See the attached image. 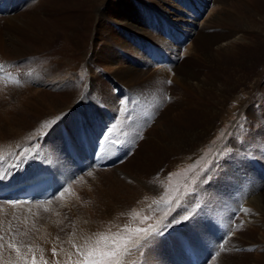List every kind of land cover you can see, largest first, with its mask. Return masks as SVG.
<instances>
[{"label": "rangeland", "instance_id": "obj_1", "mask_svg": "<svg viewBox=\"0 0 264 264\" xmlns=\"http://www.w3.org/2000/svg\"><path fill=\"white\" fill-rule=\"evenodd\" d=\"M107 1L109 2V0ZM112 1L114 0L110 2ZM130 1V7L133 9V12L138 14L140 20L145 21L149 29L154 26L153 29H157V34L163 33L165 37L169 34L171 37H169V35L166 37L168 41H177L174 50L166 49L164 46L155 49L151 46V43L148 42L151 41V39H149V37H143L141 33L139 34V32H136V29L133 30L124 26H118L122 28L120 30L116 25H112L116 30L118 29L117 31L120 37L138 48V53L127 55V48L106 40V32L100 30L99 33L95 35L96 30L92 24L93 5H91V3L84 4L79 2V0H34V5H37L35 6L36 13L33 21V30L31 28L28 30L13 29L10 30L8 34L12 36L16 34L15 39L25 40V46L22 45L19 47V49H22V52L29 50V48L31 51H37L38 54H35L37 58L34 59V61L37 62L36 64H40L44 59V61L46 60L49 63H53L52 67H55V64H62L73 68L79 67L77 63L82 62V57L80 56L79 58V55L89 50V37H92V39L96 38L94 44L97 50L105 44L115 47L118 49L119 53H121V56H115L112 60L107 59L108 62L104 64L100 70H96V68L94 70L92 68L90 71H87L85 68L73 70L74 76L76 74L81 81L87 79L90 74L95 76V73H100L102 75V77H100L101 83L104 82L107 85L111 83L110 79H107V77L113 72L115 66L124 64V62H120L122 58L124 61L130 62L140 58L141 54H146L149 51L155 50L154 53L160 55L162 59L160 61L156 59L149 63L148 71L156 70L162 64L168 66V62H172L169 61V59L174 60L175 63L180 60L190 61V64H186L189 63L188 61L184 63L193 71L191 79L189 78V74L186 72L180 74L178 69H176L177 77H179L178 81H181L177 82L174 87L175 90L171 87L167 79H165L166 82L164 84H162L163 81L161 83L164 91L161 92V90H159L161 98L159 102H163H160L159 110H164L166 113L167 109L170 108V120L156 118L146 123L138 132L129 131L128 133V131H126L131 141H136L135 147L139 148L145 146L146 148H150L148 145H144V143H147L149 140L151 141V139H155L153 136H156L160 131L162 133L167 132V124L168 126H174L175 129H181L182 134H186L187 130L192 127H204L208 130V133L197 143H194V146L190 144L187 145V149H190V151L182 157L180 156L176 164L169 165L167 164L168 161H163V163L157 167L154 166L155 164H153V161H150L152 165L149 167V170L146 169V167H148L147 164L142 168V171L149 176L148 180H156L157 184L163 189L160 194L162 196L160 199L167 202L166 207H171V205L173 207V203H176L175 201L178 195L181 196L184 194L186 197L197 191L196 185L201 182L202 176L211 175L210 169H214L211 164L213 165V162L215 164L217 161L220 163L223 159L226 160L230 157L233 158L234 153L232 150H241L240 152H242L243 149L254 147L258 155L252 153L249 156L258 161V165L255 166L259 168L260 174L264 177V153L262 154L259 149V147L264 149V0H226L224 5L216 0H206L204 2L202 0H166L162 5L154 0H142L145 3H150L151 6L145 5L139 0ZM103 10L107 12V7L101 6L99 11ZM184 12L193 17L192 20H194L193 24H195V28H197V26L203 27L202 29L205 35L207 34L209 37L214 35V37L219 38L218 40H221V43L230 42L229 45H223L227 50L219 49L217 44L211 45L210 47V41H206L204 38L202 42L200 40L194 43L193 38L197 35L196 30L191 31V37L188 36L190 34L189 31H186V33L184 32V35H180V30L183 29L181 27V25H183V20H180L182 17L180 14L185 15ZM223 13H225V20H223ZM227 13H230L232 16L228 18ZM23 15H25L23 16L25 19L27 17L26 13H23ZM216 15L220 19H218ZM183 19L185 20L187 18ZM4 25L6 24H4V19H2L1 27L3 28ZM244 27L249 28L247 31L242 30L247 29ZM238 28H240V30H238ZM235 30L239 34H236L237 36L241 38L244 36V40H234L236 35L232 34ZM32 31L34 34L31 38ZM75 32H78V37L74 35ZM175 32H178V34H175ZM6 36L9 35L6 34ZM26 39H30L28 43ZM138 39L140 42H136ZM76 40L78 42H76ZM77 44L79 45V50H75ZM103 49H101V51ZM64 52L66 54L68 53L67 56L76 63H67L66 60L62 59L61 57H63V55L61 53ZM54 53L58 54L55 55ZM36 59H40L39 62ZM22 61H25V58H23ZM5 63L11 65L12 62L6 60ZM2 65L4 67L7 66H5V64ZM11 67L12 66L7 67L8 72L16 70V68L13 67L12 69ZM39 76L42 77L43 74L40 73ZM74 76L68 75V78L73 79L75 78ZM10 77V73H0V79L9 81L11 79ZM54 80L55 79L49 80L42 84L33 82V84H36V88L45 87V91H57L49 89H58L60 85L63 86L64 82ZM184 80L189 81V84L183 83ZM79 86L76 87L74 91L82 89L84 83L80 82ZM9 88L6 90L0 89V182L3 183V180L7 177H10L11 180V178L18 179V177H23L26 173L28 174V172H25V168L27 170L30 165L28 163L36 162L35 159L39 157L38 154H35L36 149L39 150V148H43L44 152V149L52 148L50 143L51 140L49 141L47 137L50 130L47 127L45 128L46 122L41 123L38 129L31 128V124H29V128L26 127L23 129L16 125L15 120L21 115L20 111L23 106L21 101L22 98L17 96V92H15L13 88ZM147 88L151 90L153 87H146L145 89ZM149 90L147 89L145 91L149 93ZM25 92L26 90L24 93ZM27 93L30 92L27 91L26 94ZM116 93V95H119L118 92ZM35 94L38 96V92ZM52 94L43 93L41 96H43V100L50 101L49 99ZM16 96L17 98H15ZM119 98H122V96L119 95ZM99 104L100 106L102 105V103ZM123 104L124 102L122 101V103H120L121 109L124 108ZM155 104L158 105V102ZM100 111L102 110L100 109ZM56 117L58 119H56ZM65 117L64 113L58 112L54 114L52 123L64 119ZM127 119H129L128 116ZM10 121H12V123ZM25 122L27 121L25 120ZM133 138L135 140H132ZM39 140L44 143L40 145L41 143H39ZM169 141L170 140H168V142ZM139 143L140 145H137ZM162 143L164 148L168 146L165 139H162ZM24 144L32 145L30 146V152H33L30 160L26 158L21 159L18 155L16 156V154H20ZM57 145L58 143H55V146ZM116 145L118 144L116 143ZM64 147L65 146H63L65 156H62L60 153L54 154L53 156L50 155V159H55L57 161H55L57 164L56 171L60 176L62 173L60 169H64L67 166V158L71 155L70 153H68L69 155L67 154V150L65 151L66 148ZM27 148L29 151V147ZM21 156L24 157L23 154ZM240 157L245 156L242 155ZM94 161H98L97 155L94 156ZM216 164L218 165V163ZM106 167V164L99 165L97 168L99 173L95 172L96 174L94 173V176L98 174L103 175L104 171H107ZM242 167L243 165H240L237 169L240 170ZM35 171L36 170H32L31 173ZM83 172L84 174H88L89 171L83 168ZM81 174L82 171L78 175L69 176L65 183L57 188L54 196L52 195L55 198H48L49 201L46 200L47 202L33 200L30 203H26L18 199L9 202L8 199L0 197V264H33V257H35L36 264H45V262L46 264H84L86 257L82 255V251L80 250L82 249V243L78 235L79 231L73 226L74 221L77 220V211L74 206L77 205L80 198L79 196H81L79 192H81L82 186H79L80 183L78 182ZM210 180L211 178L206 184H209ZM218 190V193L221 194V189L218 188ZM208 191L209 188L206 192ZM206 195L208 196L207 193ZM88 197L89 195L85 196L84 205L87 204L89 200ZM178 201L179 206L185 204L182 196L178 198ZM120 204L121 203H118L119 207L123 209L124 207L127 208V206H130V204L132 205V203H126L123 207V205ZM241 205L242 204H240L239 207ZM130 209L131 208H129V210ZM230 209L233 210V213ZM132 210L133 211L129 214L130 216L128 215L127 217L132 219L134 214L138 216V220L134 223L135 225L131 226L130 230H132V234H145L146 231L137 230H146L147 226L150 224L149 222L151 221L152 223V221L156 219L157 214L154 212L152 213L151 210L143 209L139 211L140 214L137 215L135 206ZM226 211V217L228 216L231 221H236L233 224V230H238L241 235V241L243 243L238 242L241 245L237 247V251H235L236 253L240 252L241 255L226 253V258L229 260L219 261V254H225L226 242L221 241L222 245L218 243L221 252L216 255H214L216 253L214 252L207 260H203L199 264H243V262H247L249 258L246 259L242 254L248 253L253 255L257 254L259 256L256 262L249 260L250 262L264 264V242L261 241L264 239L262 237L264 236V219H262L264 217L260 216L262 220L261 223L258 221V223L252 222L250 224L246 222L245 218V215L248 217L250 216L249 212H245L244 215V212H241L240 208H236L235 210L231 207L229 209L226 208ZM188 212L189 211H186V213ZM159 213L160 217H158V219H161L163 223L169 220V217L164 216L169 214V212L163 211ZM189 214H186V217L180 216L181 219H177V222L173 225L162 224L163 226L160 230H156L158 233V240L159 238L166 239L164 236H167L169 230H172L174 234L171 236L173 242H137V245H132L134 241L130 240V242H122L125 245L124 250L132 245V251L137 252V254L134 255L135 258H132V260H136L134 262L137 264H155L154 262H156V264H183L182 258L176 250H182L179 245H181L184 239L190 238L189 231L185 229ZM208 222L205 221L204 224L209 227L212 226V228L213 225L216 224V222L211 220ZM249 225H252L251 227L254 228L251 229ZM152 227H155V225H152ZM255 228L259 229L257 230ZM132 238L133 237L129 239ZM252 238L257 239V243H253ZM98 242H101V244L96 246L97 254L100 252L114 251L106 250L109 243L111 244L112 242L107 243L102 238ZM218 244H216V246ZM13 245H15V247H13ZM17 249H19V251H17ZM53 249H55V253ZM94 250L95 249H91V251ZM231 251L234 252V249ZM185 256L189 257L187 252H185ZM118 257L119 254L117 253V256L113 258V260L116 261ZM152 259L157 261H152ZM122 264H124V262ZM192 264H197V260Z\"/></svg>", "mask_w": 264, "mask_h": 264}, {"label": "bare ground", "instance_id": "obj_2", "mask_svg": "<svg viewBox=\"0 0 264 264\" xmlns=\"http://www.w3.org/2000/svg\"><path fill=\"white\" fill-rule=\"evenodd\" d=\"M110 1L111 0H109V2L107 0H79V2L84 4L91 3V5H93L92 24L96 30L95 35H97L100 30L106 32V40L116 43L118 46L127 48V55L138 53V48L120 37L117 30H121L122 28H119L121 26L131 28L133 30L136 29V32H139V34L141 33L143 37H149L151 41L148 42L151 43V46L155 49L160 46H164L166 49L170 50H174L176 48L177 41L171 42L167 40L166 37L169 34H167L166 37L163 36V33L157 34V29H153L154 26L149 29L145 21L140 20L138 14L133 12V9H131L130 0ZM139 1L143 2L142 0ZM154 1L160 5L166 2V0ZM202 1L204 2L206 0ZM216 1L223 3V5L224 2H226V0ZM143 4L151 6L150 3L143 2ZM36 5H34V0H0V73L7 72L11 74V79L9 81L0 79V89L6 90L11 87L15 92H17V96L22 98L21 101L23 106L20 111L21 115L18 116V118L16 116L17 119L15 120L16 125L21 129L26 127L29 128V124H31V128L38 129L41 123L46 122L45 128L47 127L50 130L47 137L49 141L51 140L50 143L52 148H46L44 149V152L43 148H39V150L36 149V153H34L38 154L39 157L35 159L36 162H27L30 164L27 170L25 168V172H28V174L26 173V175L18 177V179L13 178L14 180L12 178L10 180V177H7L3 180L4 183L0 182V188L21 183L25 179L34 178L40 173H50L53 176L54 196L57 188L62 186L69 176L78 175L82 171L78 180L80 183L79 186H82L81 192H79V194L81 193V196H79L80 198L77 205H75L76 207L74 206L77 211V215L75 214L76 211L74 212L77 220L73 223V226L77 231H79L78 235L82 243V249L80 250L85 254L91 251V249H95L94 251L96 252V246L101 244V242L98 241L102 238L107 243L112 242L111 244L109 243L106 250H114L119 254V257L117 258L118 264H122L123 262L124 264H137L134 262L136 260H132V258H135L134 255L137 254V252L132 251L131 249V246L137 242L172 241L171 236L174 235L172 230H169L168 235L164 236L166 239L159 238V240L157 238L158 233L156 230H160L163 226L162 224L173 225L177 222L176 220L179 219L180 216L186 217V214L189 213L185 229L189 231L190 238L184 239L183 242H181V245L179 246L182 250H178L176 248V252L179 253V256L182 258L183 264H192L190 259L185 256V249H189L195 254L197 264H199L203 260H207V258H209L211 254H214V252H216L214 255L221 252L219 246L221 241L226 242L225 254H219V261L229 260L226 258V253L241 255L240 252H235L237 251V247L241 245L238 242H242L239 231L233 230V224L236 221H231L228 216L226 217L225 213L227 212L226 208L229 209L231 207L235 210L236 208H240V211L244 212V215L245 212L250 213L249 217L245 215L246 222H249L250 224L252 222L258 223V221L261 223L262 220L260 216L264 217V177L260 174L259 168L256 167L258 165V161L249 156L252 153L258 155L254 147L243 149L242 152H240L241 150H232L234 148L233 147L231 149L234 153L233 158L230 157L226 160L223 159L221 161L222 163L217 161L216 163L220 166L216 163L214 164L213 162V165L211 164V166L214 169H210L211 175H207L208 177L202 176L201 182L196 185L197 191L194 192L195 194L193 193L192 195L190 194L186 197L182 194L181 196L185 203L182 204L183 206H179L178 198L181 196L178 195L176 197V203H173V207L171 205V208L170 206L166 207L167 202L160 199V197H162L160 194L163 190L161 186L157 184L156 180H148L149 176L142 171V168L147 164L148 167H146V169L149 170V167L152 165L150 164V161H153V164H155L154 166L157 167L158 165H161L163 161H168L167 164L169 165L176 164V162L180 159V156L182 157L190 151V149H187V145L190 144L194 146V143H197L201 138H203V136L208 133V130L204 127L193 128L191 126L192 128H187V132L185 129L186 134H182L181 129H175L174 126H168L167 124V132L162 133L160 131L156 136H153L155 139H151V141L149 140L147 143H144V145H148L150 148H146L145 146H141L139 148L135 147L136 141L132 142L128 134L129 131L138 132V130H141L144 125L149 123L152 119L162 118L161 120H170V108L167 109L166 113L164 110H159V105L161 104L160 102H162H159L161 99L159 90H161V92L164 91L162 84L166 82L165 79L169 81L173 89L177 82L181 81H178L179 77H177L176 69H178L180 74L186 72L189 74V78L191 79L193 71L190 67H188V65L186 66V64H190V61L186 60L189 63L185 64L184 62L186 61L180 60L175 63L174 60L169 59V61L172 62H168L167 59L168 66L162 64L158 67V69L148 71L149 63L155 61L156 59L158 61L162 59L160 55L154 53L155 50H152L146 53L147 55L141 54L140 58L130 62L126 60L124 61L121 57L122 61L120 60V62H124V64H119L118 66H115L114 69L112 68L113 72L108 75L109 77H107V79H110V85H107L104 82L101 83L100 77H102V75L100 73H95V76L90 74L87 79H82L84 81H81L76 74L74 76L73 70L77 68H85L87 71H90L92 68L93 70L95 68L96 70H100L102 66L108 62L107 59L112 60L115 56H121V53H119L118 49L115 47H111V45L106 44L97 50V47L94 44L96 38L92 39V37H89V50L79 55V58L80 56L82 57V62L77 63L79 67L73 68L62 64H55L56 66L52 67L53 63H49L46 60L44 61V59L43 62H41L42 64H36L37 62H35L34 59L37 58L35 55L37 51H31L29 48V50L22 52V49H19V47L22 45L25 46V40L18 38L15 39V33L14 36L8 34L10 30L13 29L28 30L31 28L33 30ZM101 6H106L107 12L104 10L99 11ZM23 13H26L27 17L25 19L23 18V16H25ZM184 13L185 15L180 14L182 15L180 20H183V25H181L183 29L180 30V35H184V32L186 33V31H189L190 34L188 36L191 37V31L196 30L197 35L193 38L194 43L199 42L200 40L202 42L204 38L206 41H210V47L211 45L217 44L219 49L227 50V48L223 45H229L230 42L221 43V40H218L219 38L214 37V35L210 37L207 34L205 35V33H203V27L197 26V28H195L196 26L193 24L194 20H192L193 17L190 14L188 15V13L186 14V12ZM223 14V20H225V13ZM231 16L232 15L230 13H227L228 18ZM183 18L187 19L184 20ZM2 19H4V24H6L3 28L1 27ZM218 19L220 18L218 17ZM112 25H116L118 29L116 30ZM240 28H238V30H240ZM244 28L247 29L242 30L247 31L249 27ZM31 33L32 38L34 33L33 31ZM6 34L9 36H6ZM175 34H178V32H175ZM234 34H238L236 30L232 35ZM74 35L77 37L79 36L78 32H75ZM169 37L171 36L169 35ZM139 39L136 40V42H140ZM238 39L244 40V36L241 38L236 35L234 40ZM29 40L30 39H26V42L28 43ZM76 42L78 41L76 40ZM78 46L79 45L77 44L75 50H79ZM101 49L103 50L101 51ZM61 54L63 55L61 58L66 60L67 63H76L67 56L68 53L66 54L64 52ZM21 57L25 58V61H22L23 58ZM6 60L12 62L11 65L5 63ZM36 60L39 62L40 59ZM2 64L7 66L4 67ZM9 66H12V69L13 67L16 68L15 71L11 69L14 73L7 71V67ZM40 73L43 74L42 77L39 76ZM68 75L72 77L74 76L75 78L70 79L68 78ZM53 79H55L54 81L57 80L64 82L63 86L60 85L58 89H49L57 91H45V87H35L36 84L46 83ZM33 82L36 84L34 85ZM80 82L84 83L83 88L78 91H74V89L80 85ZM183 83L189 84V81L184 80ZM146 87H153L154 89L151 88V90H149L150 88H147L149 90V93H147L145 91L147 90L145 89ZM24 89L26 92L29 91L30 93H24ZM37 92L38 96L35 94ZM116 92H118L123 99L119 98V95H116ZM43 93L50 95L53 93L49 99L50 101L43 100V96H41ZM17 96L15 98H17ZM122 101L124 102V108L122 107L123 109L120 107V103H122ZM156 102H158V105L155 104ZM99 103H102V105L100 106ZM100 109L102 111H100ZM58 112L64 113L66 117L52 123L54 114ZM127 116L129 119H127ZM57 117L56 119H58ZM25 120L27 122H25ZM10 122L12 123V121ZM126 131H128V133H126ZM162 139H165L167 142L168 146H165V148L163 147ZM132 140L135 139L133 138ZM168 140L170 141L168 142ZM39 143L42 145L44 142H40L39 140ZM55 143H58V145L55 146ZM116 143L118 145H116ZM31 144H24L20 154H16V156L18 155L21 159L26 158L30 160L33 152H30V146H32ZM137 145H140V143ZM63 146H65L64 148H66L65 151L67 150V154L70 153L71 155L67 158V166L64 169H60L62 170L60 176L56 171V160L50 159V155L53 156L54 154L60 153L62 156H65ZM27 147H29V151ZM259 149L263 154L264 149H261L260 147ZM22 154L24 157L21 156ZM240 154L245 157H240L242 156ZM96 155L98 157L97 162L94 161V156ZM103 164L107 165V171H104L103 175L98 174L94 176L95 172L99 173L97 169L99 165ZM240 165H243V167L238 170L237 167ZM83 168L89 171L88 174H84ZM32 170L36 171L31 173ZM209 177L211 180L209 184H206V182L210 179ZM208 188L209 191L206 192ZM218 188L221 189V194L218 193ZM22 190L23 189L16 190L14 193H18ZM87 195H89V200L87 201V204L84 205L86 199L85 196ZM4 197V199H6L9 195ZM46 200L44 201L47 202ZM118 203H121L120 205H123V207L126 203H132V205L130 204V206H127V208L124 207L123 209L119 207ZM240 204L242 205L239 207ZM134 206L137 215H139V211L143 209L151 210L152 213L154 212L157 214L156 219H154L152 223L151 221L149 222L150 224L147 226L145 234H132L133 232L130 230L131 226L135 225L134 223L138 220V216L135 214L132 219L127 217L131 211H133L132 208ZM129 208L131 209L129 210ZM163 211L169 212V214L164 215L165 217H169V220L164 223L161 219H158V217H160L159 212ZM186 211L189 212L186 213ZM230 211L233 213V210L230 209ZM210 220L218 224L216 225L214 223L215 225H213V228L212 226L209 227L204 224L205 221L208 222ZM210 223L213 224L212 222ZM152 225H155V227H152ZM251 226L252 225H249V227L253 229L254 227L252 228ZM131 237L133 238L129 239ZM262 237L264 238V236ZM130 240H133L134 243L129 246V248L124 250L125 245L122 242H130ZM261 241L264 242V239ZM252 242L257 243V239L252 238ZM216 244L218 245L216 246ZM233 249L234 252L231 251ZM242 256L246 259L249 258L252 262H256L259 257L257 254L253 255L249 253L242 254ZM137 257L138 256L136 255V258ZM153 260L154 259H152V261ZM249 260L247 259V262H242L243 264H257L252 263ZM154 263L156 264V262Z\"/></svg>", "mask_w": 264, "mask_h": 264}, {"label": "snow or ice", "instance_id": "obj_3", "mask_svg": "<svg viewBox=\"0 0 264 264\" xmlns=\"http://www.w3.org/2000/svg\"><path fill=\"white\" fill-rule=\"evenodd\" d=\"M137 231H146V230H137ZM15 247V245H13ZM19 251V249H17ZM55 253V249H53ZM85 255L84 264H118V260L114 261L113 258L117 256L116 251L109 252H100L97 254L95 251H89L88 253H82ZM33 264H36L35 257H33ZM46 264V262H45Z\"/></svg>", "mask_w": 264, "mask_h": 264}]
</instances>
